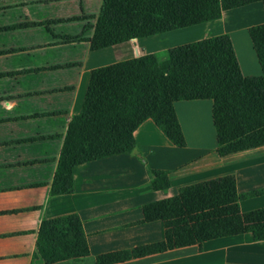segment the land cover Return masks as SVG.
I'll list each match as a JSON object with an SVG mask.
<instances>
[{"label": "crops", "instance_id": "obj_1", "mask_svg": "<svg viewBox=\"0 0 264 264\" xmlns=\"http://www.w3.org/2000/svg\"><path fill=\"white\" fill-rule=\"evenodd\" d=\"M102 6L103 0H0V264H98L101 255L162 242L164 221H145L144 207L183 186L233 174L241 195L264 189V146L220 156L207 98L174 104L186 146L147 119L134 133V151L76 165L73 191L52 193L94 69L145 54L163 59L175 46L229 34L243 74L262 73L249 31L264 23L261 1L213 21L92 49ZM180 32L193 35L177 40ZM153 169L169 171L168 190L152 187ZM262 207L264 193L240 201L242 212ZM73 213L89 254L47 263L37 246L42 221ZM108 264H264V240L245 232Z\"/></svg>", "mask_w": 264, "mask_h": 264}, {"label": "trees", "instance_id": "obj_2", "mask_svg": "<svg viewBox=\"0 0 264 264\" xmlns=\"http://www.w3.org/2000/svg\"><path fill=\"white\" fill-rule=\"evenodd\" d=\"M264 0H103L92 49L213 21L223 11ZM262 73L245 76L229 34L170 48L159 59L140 55L92 71L81 111L70 122L53 183V194L71 193L76 165L136 148L134 133L152 119L179 147L187 145L175 102L212 99L220 156L264 146V23L249 29ZM152 187L168 190V170L153 169ZM264 193L261 189L256 193ZM233 174L183 186L173 197L144 207V220H163L165 239L101 255L98 264L169 249L201 245L219 237L251 232L264 240V207L242 212ZM38 251L47 263L89 254L76 213L43 220Z\"/></svg>", "mask_w": 264, "mask_h": 264}, {"label": "rangeland", "instance_id": "obj_3", "mask_svg": "<svg viewBox=\"0 0 264 264\" xmlns=\"http://www.w3.org/2000/svg\"><path fill=\"white\" fill-rule=\"evenodd\" d=\"M180 35H176V39L178 40V39H182V38H185V39H190V38H188V37H191L193 34L191 33V34H188V33H182V32H180L179 33ZM182 34V35H181ZM194 37V36H193ZM183 41V40H182ZM192 42V41H191ZM187 43H189V42H187ZM167 56V55H166Z\"/></svg>", "mask_w": 264, "mask_h": 264}]
</instances>
